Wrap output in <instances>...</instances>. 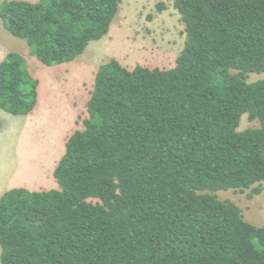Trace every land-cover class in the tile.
Returning <instances> with one entry per match:
<instances>
[{
  "label": "trees",
  "instance_id": "obj_1",
  "mask_svg": "<svg viewBox=\"0 0 264 264\" xmlns=\"http://www.w3.org/2000/svg\"><path fill=\"white\" fill-rule=\"evenodd\" d=\"M185 26L170 70L100 66L58 189L0 198V264H264V227L222 191L262 193L264 0H173ZM164 7L162 5L159 10ZM120 0H5L4 28L47 67L104 40ZM39 83L0 63V110L28 116ZM259 127L239 132L242 117Z\"/></svg>",
  "mask_w": 264,
  "mask_h": 264
},
{
  "label": "rangeland",
  "instance_id": "obj_2",
  "mask_svg": "<svg viewBox=\"0 0 264 264\" xmlns=\"http://www.w3.org/2000/svg\"><path fill=\"white\" fill-rule=\"evenodd\" d=\"M161 5L164 8L159 10ZM185 41V26L173 0H120L119 13L104 40L91 44L71 63L47 67L31 56L25 41L7 32L0 17V63L10 53L21 55L30 75L39 83L38 102L32 114L13 116L0 110L6 116L0 119V156L9 159L11 168L14 162L17 174H26L32 184L29 191L58 189L54 169L65 153L68 138L82 130L83 121L88 118L87 104L100 66L115 59L128 69L143 66L170 70L175 67ZM261 80L264 74H251L248 78L249 83ZM258 127V122L245 115L238 131ZM29 160L46 163L41 171L44 180L36 176L37 169L24 172ZM261 189L260 195L252 197L250 190L222 191L218 197L236 204L249 224L264 227V183Z\"/></svg>",
  "mask_w": 264,
  "mask_h": 264
},
{
  "label": "crops",
  "instance_id": "obj_3",
  "mask_svg": "<svg viewBox=\"0 0 264 264\" xmlns=\"http://www.w3.org/2000/svg\"><path fill=\"white\" fill-rule=\"evenodd\" d=\"M2 114L3 113L0 112V119L2 117L6 118V116ZM7 118L9 119V117ZM45 164L46 163L29 160L26 166H24V172L26 171V169H28V171L31 173L33 172L32 169H37V171L35 172L36 176H40L44 180L45 178L41 174V171L44 168ZM14 165L15 164L13 162V167L11 168L9 165V159L0 156V198L10 190L20 188L29 190V187H32L30 181L26 179V174H17ZM42 181L40 179L39 184H41Z\"/></svg>",
  "mask_w": 264,
  "mask_h": 264
}]
</instances>
